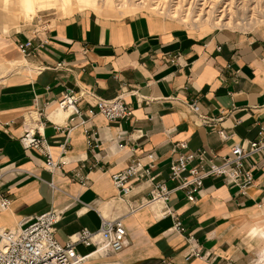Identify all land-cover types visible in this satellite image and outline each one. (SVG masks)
<instances>
[{
    "label": "crops",
    "instance_id": "1",
    "mask_svg": "<svg viewBox=\"0 0 264 264\" xmlns=\"http://www.w3.org/2000/svg\"><path fill=\"white\" fill-rule=\"evenodd\" d=\"M7 21L0 19V166L12 162L21 171L0 183V195L10 199L0 208V226L54 207L60 211L54 234L63 240L80 227L95 229L101 215L121 211L109 174L131 157L145 159L152 151L151 173L171 186L167 171L175 142L218 161L232 144L256 139L260 126L264 138V28L256 35L198 33L149 13L110 17L86 8L42 26L10 29ZM25 38L32 48L22 56L16 44ZM67 88L92 93L78 100L73 121L83 122L71 127L63 126L67 110L55 107ZM117 95L130 109L127 116L108 120L93 108L96 96ZM191 101L207 116L221 115L216 125L229 136L220 139L213 125L197 120ZM34 108L42 111L41 131L53 157L63 143L67 162L60 169L45 168L40 150L18 140L21 116ZM86 129L98 135L92 152ZM80 163L85 185L72 173ZM247 164L252 181L244 193L220 176L203 178L192 201L174 191L168 203L182 232L170 228L169 215L157 216L155 207L146 206L122 217L127 242L119 251L99 254L92 245L77 244V252L86 254L84 264H264V146L250 153ZM131 181L133 196L147 194L149 181ZM186 233L212 261L184 258ZM257 237L262 244L254 259Z\"/></svg>",
    "mask_w": 264,
    "mask_h": 264
},
{
    "label": "built area",
    "instance_id": "2",
    "mask_svg": "<svg viewBox=\"0 0 264 264\" xmlns=\"http://www.w3.org/2000/svg\"><path fill=\"white\" fill-rule=\"evenodd\" d=\"M30 38L17 42L16 48L22 56L29 54L32 48ZM92 95L86 88H67L56 101V109L67 110L69 117L63 123L65 127H71L83 122L73 121L79 116L78 100L84 96ZM189 109L197 120L206 125H213L220 139H226L229 133L224 128L217 126L221 115L207 116L197 109L195 101L188 104ZM95 111L108 120L119 119L127 116L130 109L121 99L115 97H95L93 103ZM93 109H88L92 112ZM42 111L34 108L28 109L22 114V131L18 140L23 147H33L43 155V166L50 171L60 169L67 162L64 154L63 143L60 144L61 154L53 157L49 145L43 136L41 127L43 124ZM136 135L142 133L136 129ZM262 126L259 127L258 137L245 143H234L229 147L228 153L221 155L218 161L214 157L205 156L201 149L191 150L187 148L185 141H177L174 147L178 149L168 161L167 179L172 181L168 186L163 180L154 178L151 173L154 155L152 151L145 152V159L139 156L131 157L126 165L109 174L113 186L118 191L121 202V211L113 215H101L99 224L95 229L80 227L67 234L66 238H56L55 223L60 211L50 207L30 217H22L12 226H0V264H84L86 254H80L76 250L77 244L93 245L100 254L119 251L127 242L126 231L122 217L142 207H155L157 216L169 215L171 217L170 228L182 232L184 226L179 217L168 203L174 191L182 190L186 199L193 200L195 194L201 189L202 179L208 176H220L226 183L236 187V191L244 193L252 181L251 167L245 165L248 156L254 151H259L264 146L262 138ZM124 137V133L118 132L116 138ZM85 143L92 152L98 145V135L93 130L85 131ZM196 159L194 163H191ZM82 163L73 168V176L85 185L87 177L81 173ZM21 169L12 162L0 166V183L4 175L15 174ZM27 172V171H26ZM31 174V173H30ZM144 179L149 181L150 188L146 195L132 194V181ZM53 188L54 185L48 181ZM10 199L6 195H0V208L8 206ZM186 247L184 258L197 257L206 261H212L213 255L207 250H201L191 233L185 234Z\"/></svg>",
    "mask_w": 264,
    "mask_h": 264
},
{
    "label": "rangeland",
    "instance_id": "3",
    "mask_svg": "<svg viewBox=\"0 0 264 264\" xmlns=\"http://www.w3.org/2000/svg\"><path fill=\"white\" fill-rule=\"evenodd\" d=\"M0 0V19L8 27L46 25L80 9H92L101 16H126L137 12L163 18L170 25L202 33L230 29L256 35L264 28V0ZM25 16H27L25 18ZM25 19H24V18ZM252 258L256 259L262 240L257 237Z\"/></svg>",
    "mask_w": 264,
    "mask_h": 264
},
{
    "label": "bare ground",
    "instance_id": "4",
    "mask_svg": "<svg viewBox=\"0 0 264 264\" xmlns=\"http://www.w3.org/2000/svg\"><path fill=\"white\" fill-rule=\"evenodd\" d=\"M55 1V3H56V5L58 6L59 5V0H54ZM63 2H64V0H63ZM89 246V245H88ZM93 246V245H92ZM94 251H96V252H98L96 249H94ZM100 254V253H99ZM86 260V259H85Z\"/></svg>",
    "mask_w": 264,
    "mask_h": 264
},
{
    "label": "clouds",
    "instance_id": "5",
    "mask_svg": "<svg viewBox=\"0 0 264 264\" xmlns=\"http://www.w3.org/2000/svg\"><path fill=\"white\" fill-rule=\"evenodd\" d=\"M255 231H256V230H253V235H255Z\"/></svg>",
    "mask_w": 264,
    "mask_h": 264
}]
</instances>
